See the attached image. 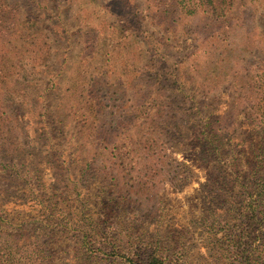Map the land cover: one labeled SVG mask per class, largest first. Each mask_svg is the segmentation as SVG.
Instances as JSON below:
<instances>
[{"label":"trees","instance_id":"16d2710c","mask_svg":"<svg viewBox=\"0 0 264 264\" xmlns=\"http://www.w3.org/2000/svg\"><path fill=\"white\" fill-rule=\"evenodd\" d=\"M29 1L43 11L40 16L33 18L24 12ZM56 1L0 0V159L12 163L13 154L21 152L19 141L14 140L15 135L23 134L14 107H36L37 92L20 94L25 88L24 80L32 82L31 73L27 74L30 71L21 66L20 60L26 47L33 46L40 50L47 66L44 75L51 77L38 90L40 99L50 103L43 106V125L50 148L62 155L60 159L67 150L73 151L70 168L77 165L81 178L101 180L97 197L101 207L94 215L77 201L76 212H59L58 202L36 197L33 207L39 211L40 220L38 230L34 231L29 224H18L5 212L0 216V264H189L182 235L160 229L149 232L147 228H138L134 219L125 220L131 197L146 195L149 202L156 199L158 187L153 178L158 174L153 168L165 173L172 171L179 182H187L193 175L184 165L177 171L168 154L153 151L149 137L159 142L160 134H168V129L180 125L177 110H169L165 104L182 105L181 111L199 143L200 159L207 164V196L211 202L202 220L213 228L222 227L223 235L217 241L221 257L227 264H264V68L251 74L230 68L239 47L252 52L264 37L251 27L249 1L145 0L153 7L151 18L159 20L167 33L175 30L173 22L178 16L194 19L204 51L193 55L185 73L189 72V78L174 73L173 85L167 83L158 88L157 80L150 82L142 76L135 79L141 99L138 105H112L110 109L100 97L105 87L101 84L104 72L93 76L89 84L76 80L83 67L85 74L90 68L89 51L101 47L106 40L102 35L107 24L93 23L98 16L92 7L94 0H70L77 6L72 18L80 26L82 46H75L63 27L51 24L52 17L46 20L47 33L43 37L36 28L46 13L52 14L51 3ZM114 1L120 2L119 8H110V15L125 18L129 13L125 1ZM74 46L79 51L76 62L72 55ZM72 71L76 74L73 77ZM67 79L74 84L64 88L62 83ZM14 83L18 91L12 86ZM225 85L231 86L234 95L229 96L225 111L217 115L219 108L212 98ZM53 94L62 105L52 107ZM66 97L70 99L67 103ZM114 111L118 118L112 117ZM171 113L174 115L169 117ZM73 116H80L82 121L72 133ZM141 128L152 133L148 137L141 135ZM51 129L60 135V143L49 136ZM96 154L105 159L93 161ZM126 174L132 177L130 185L119 179ZM83 201L89 204L85 198ZM69 243L74 244L73 255ZM207 252L211 257L219 255L216 247Z\"/></svg>","mask_w":264,"mask_h":264},{"label":"rangeland","instance_id":"374dc122","mask_svg":"<svg viewBox=\"0 0 264 264\" xmlns=\"http://www.w3.org/2000/svg\"><path fill=\"white\" fill-rule=\"evenodd\" d=\"M124 1L125 9L129 13L125 15V18H115L110 15L109 11L110 8H119V1L94 0L95 4H92V7L97 10L98 16L93 23L107 24L106 32L104 36L102 35L106 40L102 42L101 47L89 51V56L92 58L89 63L90 68L85 74L83 67V72L76 79L80 83L88 82L89 84L93 76H97L100 71L104 72L105 79L101 84H104L105 87L101 90L100 97L105 105H109V109L112 105L137 106V102L141 99L137 94L138 87L135 79L142 76L150 82L157 80L155 85L158 88H162L167 83L169 86L173 85L172 74L186 75L191 61L194 60L193 55L204 51L203 42L201 43L200 38L197 37L198 33L195 31L197 23L193 21L194 19L185 18L183 15L178 16L176 22H173L175 30L167 33L163 30V26H160L159 20L155 21L151 18L153 7L145 0H131L130 4H128L129 0ZM248 1L250 3L248 7L252 9L251 21L253 23L251 27L257 30L255 33L261 32L264 35V0ZM32 2L26 3L24 12L34 18L40 16V12L43 11H40L37 4ZM51 10V15L46 13L45 17L40 19L41 25H38L39 30L38 27L36 28L37 33H41L40 35L44 37L48 26L46 20H50L49 18L52 17L51 24L67 30L72 36L74 45L80 44L81 47L80 26L72 18L77 6L70 0H57L55 4L51 3ZM243 42L245 41L243 40L242 44ZM75 46L72 55L73 61L76 62L79 59V51L75 50ZM258 46L252 52L244 51L239 47L230 68L244 74H251L258 68L263 69L264 37L259 41ZM65 49H62V52L67 51ZM25 52L20 64L23 63L21 66L24 68L25 65L26 69L30 71L27 74L31 73L32 82L28 83L24 80L23 87L25 88L20 94L37 92L34 97L36 107L34 109L14 107L15 119L23 133L21 136L15 135L14 140L19 141L21 152L13 154L12 163H3L0 159V216L7 212L15 222L19 224L24 221L34 231L38 230L36 228L39 226L40 214L33 207L36 203L33 199L44 196L46 199H51L52 202H58L60 204L59 212L60 210L76 212L78 204L74 205V203L80 201L95 215L97 208L101 207L99 206L100 200L97 198L101 180L81 178L77 165L70 168L75 157L73 151L67 150L63 158L60 159L62 155L50 148L47 132L43 125V106L46 107L50 103H45L40 99L41 92L38 90L44 88L51 77L47 74L44 75L47 66L45 62H42L40 50H35L33 46H27ZM54 67L57 66L54 65ZM16 68L19 69V66L17 65ZM15 73L19 74L17 70ZM71 74L72 77L76 75L74 71ZM186 76L189 78V72ZM14 78L18 80V77ZM56 79L59 80V78ZM71 81L64 80L62 86L64 88L71 87L74 84ZM15 85L14 83L12 86L18 91L19 88ZM233 95L234 90L230 85L221 87L213 95V103L216 108H219L217 115H221L225 111L230 100L229 96ZM50 101L52 107L63 104L55 99V94L52 95ZM69 101L70 99L67 100L66 97V103ZM171 101L170 99L165 100L167 103H171ZM165 105L169 110H177L175 112H178L176 116H178L180 125L179 128L168 129L170 132L168 134H160L159 142L154 137H149L150 142L154 144L153 151L168 154L169 162L173 163L177 171L184 165L193 171V175L189 181L179 182L178 179H174L175 175L172 171L165 173L153 168V172L158 174L153 178L155 187H158L156 199L149 202V197L146 195L131 197L132 204L127 206L125 220L134 219L138 228H147L149 232L160 229L164 232L175 231L177 235H182V244L189 264H227L221 257L222 253L217 242L223 235L222 227L213 228L202 220L211 201L207 196V192L210 191L209 183L207 184L210 179H208V167L200 159L199 143L191 125L187 123L186 114L181 111L182 105ZM173 115L171 113L169 117ZM118 116V112L114 111L112 117L118 118ZM81 121L80 116H73L71 120L72 133L76 131L75 129L77 125L81 124ZM150 133H152L151 130H144L141 135L145 134L148 137ZM49 136L54 138V141L50 139L51 141L60 143V135L53 129L49 131ZM51 145L53 148L58 147L54 144ZM102 148L104 149V146ZM91 157L93 158V156ZM103 159L105 158L101 154H96L93 161H102ZM15 160L16 162H14ZM62 164L65 165L62 166ZM128 174L119 177L123 184H129V181L132 180ZM74 182L77 185L76 188H74ZM60 184L63 185L60 186ZM83 198L89 204H86ZM32 241L34 240L32 239ZM68 245L73 255L74 244L69 243ZM212 247H216L220 256H209L207 249Z\"/></svg>","mask_w":264,"mask_h":264}]
</instances>
